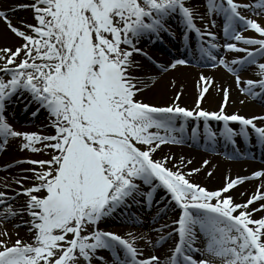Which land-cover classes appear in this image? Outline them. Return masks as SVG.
Segmentation results:
<instances>
[{
    "label": "snow or ice",
    "instance_id": "obj_1",
    "mask_svg": "<svg viewBox=\"0 0 264 264\" xmlns=\"http://www.w3.org/2000/svg\"><path fill=\"white\" fill-rule=\"evenodd\" d=\"M205 4L210 16L223 17L225 37L259 48L229 42L226 49L246 55L231 62L218 58L214 55L220 47L217 34L208 23L207 31L197 25L196 19L204 16L189 0H34L17 7H30L36 23L20 26L0 10V19L20 41L14 50L0 47V148L10 137H23L22 148L39 152L41 148L35 147L39 142L52 153L49 159L23 161L37 167L25 170L31 177L16 181L20 186L16 195L0 191V264H94V260L108 264L99 255L101 250L110 252L111 264H264V215H257L264 212V191H260L264 184L248 200L236 202L226 193L248 177L209 190L190 179L200 169L183 171V160L170 167L168 156L155 158L160 145L184 142L190 117L197 122L204 118V134L213 144L217 133L207 124L208 118L225 122L222 134L229 140L237 135L249 138L250 127L264 145V124L256 122L264 116L226 114L227 89L219 112L199 108V99L196 109L138 99L149 85L133 74L139 66L133 54L152 58L137 44L143 37L160 38L161 32L174 35L167 23L173 17L180 18L186 42L191 31L200 37L199 59L211 61V67L222 64L236 73L238 83L239 72L264 57V38L242 34L250 28L264 37V24L241 12L252 8L264 16V0L252 5L239 0H205ZM188 62L177 59L168 67ZM158 67L166 70L162 64ZM258 75L260 79L244 81L242 90L264 97V63L258 64ZM207 79L201 75L202 81ZM207 91L205 86L201 98ZM25 95L39 105L33 117L40 109L47 112L54 135L17 131L9 123L7 106L13 97ZM180 119L185 123L178 126ZM232 121L240 122L239 130L229 126ZM200 132L193 127L191 138L195 140ZM252 177H264V170ZM25 180L32 183L25 185ZM158 190L180 209L172 221L178 239L163 261L157 255L143 256L137 241L146 236L100 227L117 209H128L129 200L139 203L138 197H144L150 206ZM20 194L26 200L14 207ZM254 202L257 206L251 207ZM17 217L16 226H27L29 240L10 241L4 225ZM127 219L136 222L135 217ZM172 233L161 236L154 246ZM201 240L202 247H197Z\"/></svg>",
    "mask_w": 264,
    "mask_h": 264
},
{
    "label": "bare ground",
    "instance_id": "obj_2",
    "mask_svg": "<svg viewBox=\"0 0 264 264\" xmlns=\"http://www.w3.org/2000/svg\"><path fill=\"white\" fill-rule=\"evenodd\" d=\"M250 1L254 0H248V2ZM33 2L34 0H0V10L7 12L9 19L12 20L14 25L20 26L21 22L36 23L31 8L17 7L18 5H30ZM189 3L194 6L200 15L204 16V20L197 18L195 22L203 30L207 31L205 24L209 22L211 16L207 13L205 0H189ZM253 16L264 24V17L258 16L256 13ZM167 23L176 30L184 28L179 17H173ZM211 31L217 34L215 42H220L219 36H222L218 34L219 32L217 33L215 29H211ZM246 32L250 31L248 30ZM160 34L161 36H167L164 32ZM157 42L158 40L155 37L151 39L143 37L137 44V47L142 48L152 57V47ZM19 43L20 41L7 28L4 20L0 19V47L9 46L14 50ZM217 49L224 54L222 57L229 62L239 52L228 49L223 51L220 47ZM185 53L187 54V51L180 49L178 55L170 59L164 56H154V62L147 57L134 53L133 56L139 66L132 69V72L140 80L145 81L149 85L142 91L138 99L156 106L171 105L175 102L179 106L189 109H196L197 100L199 99V108L209 112H219L221 105L224 103V89H227L228 102L224 105V112L226 114L236 113L245 117L264 116V97H253L242 90L246 86L243 83L244 81L248 79H260L258 75V64L264 63V57L258 61L257 65L247 66L245 70H242L243 73L239 74L241 76V83H238L236 76L228 73L218 62L216 67L185 66L183 64L177 65L175 68L168 67L169 64ZM189 59L193 64H199V62L200 64H205V60L200 61L199 59V48L195 51L194 56H190ZM158 64L164 65L166 70L158 67ZM201 75L208 78L207 81H202ZM205 86L208 88V91L201 98L200 93ZM177 94H179L178 100H176ZM30 99V97L26 98V95L13 97V102L7 106L6 115L13 117L14 121L18 122H16V126L18 128L20 127L22 132L54 135L55 129L50 126L48 114L44 109H40L35 117L31 115L39 105L35 102L30 103ZM25 104H28L27 111L25 110ZM203 119L200 118L199 120L200 124L198 127L201 130L200 133L204 132V126L201 125L204 123ZM8 121L12 122L10 118ZM195 121H197L195 117L188 118L186 124L188 133L185 134L183 143L168 142L160 145L155 153V158L161 159L162 157L168 156L170 158V167L177 164L178 161L183 160L185 164V168L182 169L183 171H188L193 168L200 169L199 172L191 173L190 179L192 182L198 183L209 190H217L225 187L230 179L248 177V179L238 183L226 193L227 195H231L236 202L248 200L257 191L258 187L264 184V177H251L253 172L264 170V145L262 149L257 148L256 142L258 140L256 134L249 127L248 130L251 133L249 137L250 147L247 148L239 140L240 144L245 147L244 149L240 148L242 157L236 158L234 156V150L225 145V138L223 139V137L217 139L215 144L216 148H221L222 154H212L206 149H203L205 147L203 145L204 141L199 142V147H196L194 143L191 145L190 132L194 127L191 123ZM29 122L32 124L25 125V123ZM217 122L215 118H208V123ZM221 122L224 121L221 120ZM256 122L258 124H264V120H258ZM183 123H185L183 119L177 121L178 126ZM234 127L238 129L240 125L237 124ZM235 139L237 140V136H235ZM24 143V138L21 142L18 138L12 137L11 143H6L5 148L0 149V191L7 192L10 196L16 195L19 191L20 186L16 183L17 180L32 176L31 172L25 170L37 167L36 165L23 161L49 159L52 154L50 149H44L41 146L37 147L41 148L39 152L24 149L22 148ZM20 152L21 155H19ZM205 160L208 161L206 165L204 164ZM24 183L28 185L32 181L25 180ZM5 184L8 187H5ZM144 190L147 191L146 186H144ZM260 191H264V188H260ZM163 198L165 199L164 201L162 200ZM138 199L140 201L139 203H133L129 200L131 206L128 209H117L112 216L105 218L100 223V226H107L105 230L116 231L121 235L132 232L133 234L146 236L147 239L137 241V245L141 249L143 256L157 255L163 261L169 254L170 246H174L176 234L172 233L171 237L155 246L154 242L159 240L161 236H167V233L172 231L174 227L172 221L176 218V215H179L180 209L170 200V197L165 196L162 190H158L155 193L150 206L144 197H138ZM25 200L26 197L23 194L18 195L16 201L13 202L14 207L17 202L19 205H23ZM167 201L169 205L166 204ZM165 205H167V209L161 212L160 209ZM256 206L255 202L251 205V207ZM257 215H264V212L257 213ZM128 217H135L136 222H128ZM28 218L26 213L23 214V220H27ZM19 222V217L15 220L5 222L4 227L8 230L11 242H14L18 238L24 240L30 239L26 225L21 224L19 227L16 226ZM149 240L153 241V243H149ZM198 243V247H202L203 240L198 241ZM99 255L105 257L108 264H111L112 256L107 250H101ZM94 264H103V262L94 260Z\"/></svg>",
    "mask_w": 264,
    "mask_h": 264
},
{
    "label": "rangeland",
    "instance_id": "obj_3",
    "mask_svg": "<svg viewBox=\"0 0 264 264\" xmlns=\"http://www.w3.org/2000/svg\"><path fill=\"white\" fill-rule=\"evenodd\" d=\"M30 8V7H29ZM33 13V11H32ZM32 123H25V125H31ZM23 129V128H22ZM41 144L39 142L36 143L35 147H39ZM19 155H21V152L19 153Z\"/></svg>",
    "mask_w": 264,
    "mask_h": 264
}]
</instances>
